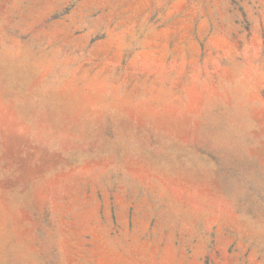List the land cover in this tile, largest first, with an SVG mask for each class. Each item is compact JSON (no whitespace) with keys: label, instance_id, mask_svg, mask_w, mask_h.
Returning <instances> with one entry per match:
<instances>
[{"label":"rangeland","instance_id":"374dc122","mask_svg":"<svg viewBox=\"0 0 264 264\" xmlns=\"http://www.w3.org/2000/svg\"><path fill=\"white\" fill-rule=\"evenodd\" d=\"M0 264H264V0H0Z\"/></svg>","mask_w":264,"mask_h":264}]
</instances>
